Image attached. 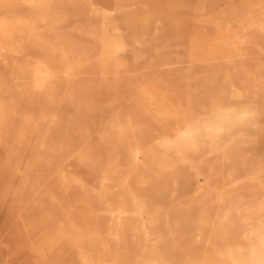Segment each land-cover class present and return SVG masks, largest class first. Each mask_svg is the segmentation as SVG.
Returning a JSON list of instances; mask_svg holds the SVG:
<instances>
[{"label": "rangeland", "instance_id": "374dc122", "mask_svg": "<svg viewBox=\"0 0 264 264\" xmlns=\"http://www.w3.org/2000/svg\"><path fill=\"white\" fill-rule=\"evenodd\" d=\"M155 180L154 214L123 202ZM185 254L264 264V0H0V264Z\"/></svg>", "mask_w": 264, "mask_h": 264}, {"label": "bare ground", "instance_id": "6f19581e", "mask_svg": "<svg viewBox=\"0 0 264 264\" xmlns=\"http://www.w3.org/2000/svg\"><path fill=\"white\" fill-rule=\"evenodd\" d=\"M171 148L169 147L166 149L167 153H171ZM151 152V151H150ZM159 168L162 165H166L167 160H160ZM161 169V170H162ZM184 172L180 171L175 175L177 178H182L184 176ZM111 178H115V175H112ZM166 186V182L162 180H155L153 183H149L144 188H133L126 192V196L124 197V203L125 204H132L134 202H139L141 206L147 207L148 211L146 212V215H152L154 214V203H156L157 196H159V192H161L164 187ZM130 196V197H129ZM206 209H198L197 207L190 205L186 208H180L174 206L171 211L168 214V224H170L173 228L179 230V229H196V230H202L199 227H196V221L200 218H203L206 216ZM207 222V221H206ZM211 225V236L210 239L212 243V247H215L217 244L221 245L222 251L226 253L229 256V250L231 247L230 240H231V232L228 228H226V224L221 221H216L211 223L210 221L207 222V224ZM138 239L131 241L129 243H122L125 244L130 248V250H136L138 247ZM233 240V238H232ZM162 246V245H160ZM218 249V248H217ZM157 251L161 254H163L166 257H173V254L166 252L164 247H158ZM186 255V254H185ZM231 263H235L236 261L241 262V257L237 253H231ZM184 260H187L188 264H196L194 262V258L191 254H187L184 256Z\"/></svg>", "mask_w": 264, "mask_h": 264}]
</instances>
